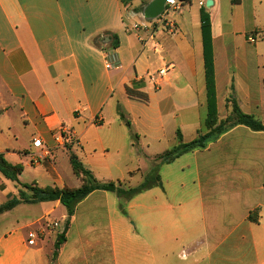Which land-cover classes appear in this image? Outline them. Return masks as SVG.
Segmentation results:
<instances>
[{
    "label": "crops",
    "instance_id": "1",
    "mask_svg": "<svg viewBox=\"0 0 264 264\" xmlns=\"http://www.w3.org/2000/svg\"><path fill=\"white\" fill-rule=\"evenodd\" d=\"M153 1L0 0V124L10 133L16 117L29 128L26 149L0 147V155L16 165L7 159L21 152L39 154L33 141L41 140L50 154L40 179L51 185L36 181L39 188L68 186L57 168L62 160L75 187L82 184L71 167L70 151L96 175L97 156L134 151L133 140L147 138L137 128L150 130L158 124L152 140L160 145L167 103L177 101V93L195 96L181 106L202 113L204 122L202 8L211 21L218 121L231 114L232 98L243 113L264 122V0H210L209 8V0H202L203 6L199 0H185L182 12L157 29L159 55L143 49L128 30L135 23L161 19L162 14L146 17ZM110 53L116 54L119 69L106 68ZM160 58L173 69L155 88L149 78L166 65ZM135 84L148 95V103L128 96L126 88ZM154 102L156 118H132L134 108ZM123 120L130 124L125 131ZM202 124L192 126L193 139L205 133ZM100 129L107 132L91 133ZM162 166L167 167V183L159 172L161 186L124 204L115 193L100 190L81 200L56 256L67 213L53 220L55 209L63 206L40 202L51 208L35 244L28 243V226L17 222L0 233V264H264L263 131L235 126L205 149L184 153L159 171ZM0 178L6 201L18 196L16 183L1 172ZM251 214L256 221L249 219Z\"/></svg>",
    "mask_w": 264,
    "mask_h": 264
},
{
    "label": "rangeland",
    "instance_id": "2",
    "mask_svg": "<svg viewBox=\"0 0 264 264\" xmlns=\"http://www.w3.org/2000/svg\"><path fill=\"white\" fill-rule=\"evenodd\" d=\"M150 22H153V20ZM162 41L164 40L161 39V42ZM160 59H164L167 64V60H165V58ZM175 97L177 101L173 99V103H167V113L164 114V124L161 132L163 136L161 137L160 145L158 142H156L155 144V141L152 140L156 136H158L157 133H154V128H158V124L154 125L150 130L148 126L145 129L137 128V133L145 134L147 135V138L145 139L142 136V139L140 141L133 140V143L135 144L133 148L134 151H129V149L123 151L122 153L111 151L105 156H97L95 158V161L97 162L95 167L97 168L96 172L98 174V177L97 174L95 175L94 173V175L98 181H100L101 183H109L113 181L123 188H134L139 187L147 177H152L150 183H157V177L160 172L164 181L167 183V167L162 166L160 168V171L158 170V167L165 163L164 158H162V156H159L158 153L161 155L167 152V150H170L174 146H176L177 139L174 136V132L178 129H185L184 142H189L194 137L192 126L194 124L199 125L200 123H204L201 122L202 113L200 117L198 111L184 109V106H181V104L184 105L186 103H190L193 101V99H195V96H193L192 93H177ZM157 107L158 104L156 102H154V105L152 107L141 104L137 106V108L133 109V113H131L132 118H156L157 115H155V112L157 110ZM163 110H165V107L163 108ZM9 116L12 117V114H10ZM120 126L124 131L128 128L124 120L122 121ZM1 127L2 126L0 124V147L2 149H14L17 152L23 151L28 147L29 128L25 123H23V121H21V119L13 117L10 133H8L7 130H4V128ZM203 131L206 133L205 130ZM106 132V129H100L93 130L91 133L102 135ZM20 154L21 155L9 157L7 160H15L17 161V164H21L23 166V172L19 178V184L16 183V185L18 189H21L24 192V197L27 198L32 196V193L25 188H22V185H32L33 187H38L37 184H35L36 181L46 185H51V181L48 179L41 181L40 179L41 176L44 175V171L41 165H43L45 161L42 160L38 165H36L32 163V155L27 156L23 152H21ZM107 165L111 167L110 170H105ZM57 168L60 174L63 176L66 184L69 187H75L76 184L73 180H71L68 172L67 162H63V160L59 161L57 164ZM1 181L2 179L0 178V203H3L6 201V199L4 193L2 192V189L4 187ZM121 201L122 204H124L123 202H125L126 200L122 199ZM145 204L149 205V201H147ZM50 208V205L36 203L32 205H21L8 213L5 212V215H0V233L9 229L13 225H16V223L18 222L19 224H25L28 226L25 230V233L35 232L37 234V230L40 227L45 226L47 220L44 218V215ZM62 208L55 209L51 216V219L60 220L61 215L65 210V208ZM131 222L133 223V220H131Z\"/></svg>",
    "mask_w": 264,
    "mask_h": 264
},
{
    "label": "trees",
    "instance_id": "3",
    "mask_svg": "<svg viewBox=\"0 0 264 264\" xmlns=\"http://www.w3.org/2000/svg\"><path fill=\"white\" fill-rule=\"evenodd\" d=\"M233 3H238L239 0H232ZM201 33L203 42V59L205 69V87H206V106L207 114L203 123V127L206 129V133L199 132L198 136L190 142H184L181 131H176L177 145L172 149L162 154V158L166 163H170L184 153L196 150L205 149L208 144L226 131L232 129L235 126L243 125L253 131L264 132V122L256 120L253 116L243 113L236 101L231 98L228 99L231 102V114L224 120L218 121L217 118V97H216V86H215V65H214V54L212 46V32H211V21L209 14L204 8L201 9ZM118 38L115 37L113 40V47H118ZM117 57L116 54L113 55ZM128 96L132 99L139 100L144 103H148V95L140 90V85L135 84V87L126 88ZM121 117L124 119L123 115ZM127 126L130 124L128 122ZM201 134V135H200ZM70 151V149H69ZM69 160L73 172L78 176L82 184L79 187L65 186L63 188L58 187H33L32 185H22L32 193L30 197H24V192L20 189L18 196L11 198L5 203L0 204V215L8 212L15 208L17 205L22 203H40V202H56L65 208L67 213L66 225L61 234H59L55 243L54 255L58 254L61 245L66 240V231L69 227L72 216L75 213L77 204L85 197L93 193L94 191H106L115 193L119 199L130 200L136 195L149 190L155 186H161L160 175L157 177V183L151 181L152 177H147L139 187L134 188H123L114 182L101 183L90 170H88L84 164L80 161L78 156L70 151ZM159 170V167H158ZM0 172L1 174L15 183L19 184V175L23 172V166L21 164L12 165L8 163L2 155H0ZM250 220L256 221L252 216H249Z\"/></svg>",
    "mask_w": 264,
    "mask_h": 264
},
{
    "label": "built area",
    "instance_id": "4",
    "mask_svg": "<svg viewBox=\"0 0 264 264\" xmlns=\"http://www.w3.org/2000/svg\"><path fill=\"white\" fill-rule=\"evenodd\" d=\"M184 2L185 0H165L164 11L161 15V19H158L156 23L147 21L135 23L130 28H128V30L137 35L143 49L150 50L154 54L159 55L161 54V45L157 40V29L159 28V26H161V24H163L164 26L165 24H167V18L170 15L180 14L182 12ZM199 5L203 6L204 2L202 0H199ZM168 26L169 31L172 32L173 26L171 27L170 24H168ZM250 42H255V40L250 39ZM105 59V66L107 69L110 70L120 68V64L117 61V58L113 56V54H106ZM172 69V64H166L161 69L157 70L155 75L150 76L149 80L152 82L155 88H160L163 82L167 81L168 73ZM33 145L35 148H39L41 150L39 154L33 156L32 163L38 165L42 160H45L49 156L50 152L47 149L43 148V144L39 139H35L33 141ZM28 238V243L30 245H34L37 234L35 232H29Z\"/></svg>",
    "mask_w": 264,
    "mask_h": 264
},
{
    "label": "water",
    "instance_id": "5",
    "mask_svg": "<svg viewBox=\"0 0 264 264\" xmlns=\"http://www.w3.org/2000/svg\"><path fill=\"white\" fill-rule=\"evenodd\" d=\"M165 0H154L149 8L146 10V17L154 19L160 16L164 11ZM212 5V1H208L206 7L209 8Z\"/></svg>",
    "mask_w": 264,
    "mask_h": 264
}]
</instances>
